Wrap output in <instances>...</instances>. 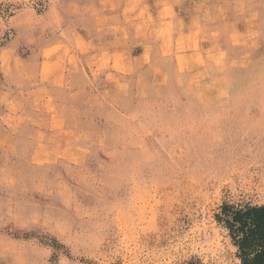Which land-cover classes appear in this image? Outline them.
Listing matches in <instances>:
<instances>
[{
  "label": "rangeland",
  "instance_id": "rangeland-1",
  "mask_svg": "<svg viewBox=\"0 0 264 264\" xmlns=\"http://www.w3.org/2000/svg\"><path fill=\"white\" fill-rule=\"evenodd\" d=\"M264 204V0H0V264H241Z\"/></svg>",
  "mask_w": 264,
  "mask_h": 264
},
{
  "label": "trees",
  "instance_id": "trees-1",
  "mask_svg": "<svg viewBox=\"0 0 264 264\" xmlns=\"http://www.w3.org/2000/svg\"><path fill=\"white\" fill-rule=\"evenodd\" d=\"M217 220L228 231L241 264H264V204L224 205Z\"/></svg>",
  "mask_w": 264,
  "mask_h": 264
}]
</instances>
